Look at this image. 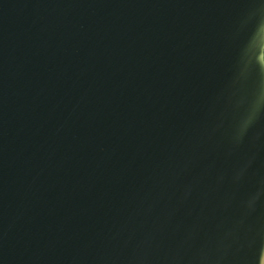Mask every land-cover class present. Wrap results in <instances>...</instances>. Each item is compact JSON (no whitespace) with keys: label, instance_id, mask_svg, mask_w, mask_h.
Returning a JSON list of instances; mask_svg holds the SVG:
<instances>
[{"label":"water","instance_id":"water-1","mask_svg":"<svg viewBox=\"0 0 264 264\" xmlns=\"http://www.w3.org/2000/svg\"><path fill=\"white\" fill-rule=\"evenodd\" d=\"M231 8L240 18L221 0H33L28 6L0 0V96L6 86L18 90L11 117L1 106L0 263L35 249L26 264L250 263L256 208L253 199L250 208L240 199L247 183L245 158L236 164L242 149L231 147L235 155L212 221L223 133L237 87L251 82L248 66L264 34V0H233ZM39 20L45 25L37 29ZM200 20L227 31L232 51L222 67L218 30ZM45 50L47 63L40 56ZM211 69L209 98L195 126L196 108L187 116L190 100L200 72L207 80ZM160 74L164 80H155ZM71 82L100 85L89 92L61 88ZM111 99L119 101L105 105ZM151 145L157 158L141 167ZM150 180L175 259L158 248L154 208L145 198L132 201L136 192L155 190ZM42 188L48 198L33 209ZM34 226L42 233L23 242L21 234Z\"/></svg>","mask_w":264,"mask_h":264},{"label":"bare ground","instance_id":"bare-ground-1","mask_svg":"<svg viewBox=\"0 0 264 264\" xmlns=\"http://www.w3.org/2000/svg\"><path fill=\"white\" fill-rule=\"evenodd\" d=\"M233 0H221V3L224 7H227L229 10H231L238 18H240V14L238 13L237 9L233 10L231 8ZM196 23H199L200 25H212L214 28L218 30V33L221 37V67L226 61L227 57L231 53V47L229 43V38L227 35V31L224 29V27L217 23L214 20H200L196 21ZM192 25V22L184 24L183 30V37H187L188 29ZM139 26H134L130 29L129 33H133L135 29ZM177 28V26H172V29ZM263 49H264V34L262 37L261 42L256 46V48L253 51L252 55V62L249 64V72L248 74L250 76H253V79L251 81L250 76L248 79L252 83L255 84L254 89V96L257 94H260L263 96L261 98L262 103L264 104V60H263ZM78 52V51H77ZM215 53V52H214ZM50 52L48 50L43 51L40 56L44 63H47L50 59ZM47 73L49 74V70L46 68ZM213 69L210 70L208 74L207 80H205L203 71L200 72L199 77L196 79V85L194 94L190 100L189 109L187 111V116H190L192 110L196 108L197 115L194 117V124L196 126L201 110L205 104V102L209 98L210 89H211V82L213 78ZM50 76V74H49ZM157 77V78H156ZM155 77V80L162 79L164 80V77L162 74ZM52 81H54L56 84L58 80L52 76H50ZM100 85V83L95 84L93 86H84L80 87V85L77 82H71V83H65L61 85V88L67 92L71 91H80V92H89L95 86ZM250 82H242L236 89L233 104L230 110V114L227 120V124L225 126V130L223 133V139L221 142V152H220V158L218 162L217 172L214 178L213 182V190H212V221L214 222L215 218V207L217 208L221 201V193L223 189V177L225 174V171L227 169L228 161L230 157L235 155V152L232 148H238L245 151L244 154V163L245 166V174L247 177V183L245 188V193L240 196L241 202L244 204L245 207L250 208V199H253V205L252 208H256V211L254 212V217L251 220V229L254 233V238L252 241V246L249 249V264H263L262 261V255L264 252V155H259V151H264V119L259 117V114L257 117H255L256 120H259L260 123L256 125V130L253 133H245V132H236L232 128V117L234 112H236L235 107L239 106L240 109H243V107H247V100L245 96L243 95L244 92H247L250 90L249 88ZM242 87H244L242 89ZM18 90L16 87L9 85L6 86L0 96V142H1V135H2V116H1V106H4L7 109L9 117H11V104L18 96ZM140 98H142V93L138 94L137 101H140ZM127 99V98H126ZM124 100V98H123ZM128 100V99H127ZM119 100L111 99L109 100L105 105L114 106L115 103H118ZM131 106L134 108V99L133 102L131 101ZM51 107H54L56 110H60L62 108V105L60 104H51ZM87 109H90V107H87ZM49 114H51L49 112ZM11 120V119H10ZM262 124L263 128L259 129L258 125ZM255 126V125H254ZM14 124L11 125V132L13 131ZM261 130V131H259ZM51 139L50 134L47 136V142L46 147L48 146V143ZM180 140H181V147L184 140V129L181 130L180 134ZM232 147V148H231ZM150 151H148L145 155V157L140 162V166L143 167L146 164L150 163L153 159L157 158V150L154 149V145H151L149 148ZM181 157H183L182 154V148H180ZM48 156V149H45L44 157ZM247 159V160H246ZM44 161V160H43ZM126 162L124 166L127 164ZM196 164V160L194 161V165ZM152 175L155 176V173L153 172ZM150 185L155 189L153 191H139L134 193V196L132 198V201L137 200L140 201L142 198H145L151 207L155 210L156 215V225L160 229V234L157 239L158 242L161 243L158 244V248L160 251H163L167 249V251L171 254V257L175 259V251L174 246L171 241V237L169 235V231L167 229L166 220L163 212V206H162V200L160 197V194L156 187V182L150 180ZM109 186V182H105L102 185L99 186L98 194L97 196L101 195L103 190H105ZM125 206V204L123 205ZM84 210H82L83 212ZM91 220V219H90ZM89 219L86 220L84 223H87L90 221ZM80 220H77L74 223V226L80 225ZM215 223V222H214ZM213 223V226H214ZM212 226V227H213ZM215 227V226H214ZM214 239V236H213ZM263 239V240H262ZM44 245H41L39 249H42ZM37 252V249L25 254L21 255L17 258L9 259L3 263L0 264H26L28 260L31 258L32 255H34Z\"/></svg>","mask_w":264,"mask_h":264},{"label":"rangeland","instance_id":"rangeland-1","mask_svg":"<svg viewBox=\"0 0 264 264\" xmlns=\"http://www.w3.org/2000/svg\"><path fill=\"white\" fill-rule=\"evenodd\" d=\"M31 2H33V0H26V6H28V4H30ZM113 10V12L115 14H117L119 11H121V8H111ZM44 21L43 20H39L37 22L34 21V26L39 29L42 28L44 26ZM48 25V23H47ZM76 38H78V36L75 35ZM263 59H264V49H263ZM53 66V65H52ZM61 69V68H60ZM56 75L59 76V74L55 73ZM59 78V77H58ZM253 77H251V81H252ZM59 80H61V78H59ZM255 84L250 82V90L247 92H244V96L247 100V107H243V109H240L239 106L235 107L236 112H234L233 117H232V128L234 129V131L236 132H245V133H253L256 130V125L260 123L259 120H256L255 117L258 116L261 118V114H264V104L261 101V98L263 96H261L260 94H257L256 96H254V88ZM244 87H242L243 89ZM255 125V126H254ZM258 128L261 129L263 128L262 124L258 125ZM261 131V130H259ZM242 158H244L243 155H239L236 161V164H240L242 162ZM179 166L176 162L174 169H173V174H174V178H173V185L172 188L174 190L173 192V196L174 199L176 197V190L178 188V184L180 181V173L181 170H179ZM48 195L45 193V191L43 190V188L39 191L38 193V201L39 203L37 205H35L33 207V209H37L38 207L42 206V200H47ZM43 227H32L30 229H28L27 231H25L24 233L21 234L20 238H22L25 241H28L29 239H32L34 237H36L38 234L42 233L43 231ZM264 239V237H262ZM262 239V240H263ZM262 261L264 264V252L262 255Z\"/></svg>","mask_w":264,"mask_h":264},{"label":"crops","instance_id":"crops-1","mask_svg":"<svg viewBox=\"0 0 264 264\" xmlns=\"http://www.w3.org/2000/svg\"><path fill=\"white\" fill-rule=\"evenodd\" d=\"M130 227L134 228V225H130Z\"/></svg>","mask_w":264,"mask_h":264}]
</instances>
